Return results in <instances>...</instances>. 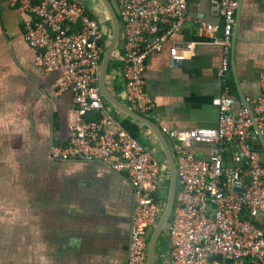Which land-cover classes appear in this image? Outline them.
<instances>
[{"label":"crops","instance_id":"1","mask_svg":"<svg viewBox=\"0 0 264 264\" xmlns=\"http://www.w3.org/2000/svg\"><path fill=\"white\" fill-rule=\"evenodd\" d=\"M76 1L102 24L108 50L114 24L106 1ZM107 1L117 15L116 0L114 4ZM211 2H188L186 26L175 37L197 45L180 67H170L167 46L146 59L145 86L154 102L150 125L113 104L129 106L123 98L125 41L121 34L107 64V102L121 120L138 126L140 142L157 152L162 164L167 156L159 127L218 126L213 100L225 92L218 79L222 49L198 35L201 24H211L218 27V39L222 38L223 22L210 14ZM29 19L10 0H0V264H126L132 187L123 174L100 161L53 157V147L67 145L75 126L94 115L82 116L74 106L73 92H60L64 72L48 73L36 66L35 53L23 39L24 22ZM236 21L228 75L233 114L245 101L262 96L264 0H240ZM261 131L264 138V127ZM252 142L264 162L262 143L255 138ZM236 149L235 144L228 145L226 159ZM216 150L215 144L206 143H195L190 149L203 159ZM166 187L165 181V195ZM154 258L155 264H170L168 232L159 236Z\"/></svg>","mask_w":264,"mask_h":264},{"label":"built area","instance_id":"2","mask_svg":"<svg viewBox=\"0 0 264 264\" xmlns=\"http://www.w3.org/2000/svg\"><path fill=\"white\" fill-rule=\"evenodd\" d=\"M188 2L116 0L125 41L123 98L149 121L154 102L145 86L147 57L167 46L169 65L178 68L196 49V43L175 37L186 26ZM10 3L30 18L24 22L23 39L35 53L36 66L48 73L64 72L60 92L72 91L78 112L94 115L75 126L67 145L53 147V157L100 161L127 178L134 204L126 264H147L150 240L164 213L168 173L153 151L124 127L103 93L107 46L102 24L76 0ZM239 5L240 0H212L210 14L223 22L221 39L216 36L217 26L198 27L199 37L222 49L218 79L225 92L213 100L218 126L158 128L171 147L176 166L175 204L165 227L170 264H264V162L252 142L255 124L260 130L264 127V73L262 96L245 101L237 114L232 112L235 101L229 96ZM195 143L215 144L217 150L203 159L190 151ZM232 144L237 149L226 159L227 146Z\"/></svg>","mask_w":264,"mask_h":264},{"label":"water","instance_id":"3","mask_svg":"<svg viewBox=\"0 0 264 264\" xmlns=\"http://www.w3.org/2000/svg\"><path fill=\"white\" fill-rule=\"evenodd\" d=\"M105 1H106L107 9L109 10V13L111 15V19H113V24H114L113 42L107 50V54L105 56L104 63H103L102 90H103L104 95L107 97V89H106V85H105V75H106V71H107V64H108V61H109L110 56L112 54V51L114 49V46L117 42L118 36L120 35V26H119V21H118L117 15H115L113 13L108 1L107 0H105ZM113 104H116L117 107H119L121 110L128 113L130 115V117H132L133 119L140 121L142 123H145V124H149V125L151 124V121L142 117L141 115L136 113L133 109L129 108L125 104H118L115 101ZM255 130H256V134H255L254 138H255V140H257V142L260 141L263 145V148H264V138L262 135V131L258 128V126L256 124H255ZM159 134H160V137L162 139L161 142L163 144L164 151H165L166 156H167V163H168V167H169V171H170V198H169L167 208L164 211L159 223L157 224V226L154 230V233L151 237V240H150L149 257H148L149 264H155V258L154 257H155V251H156V244H157L158 238H159L162 230L164 229V227L167 225V222L169 221L172 210L174 208L175 197H176V166H175V161L171 157V154L169 153V149H168V147L165 144V141L163 139L164 137L161 135L160 132H159Z\"/></svg>","mask_w":264,"mask_h":264},{"label":"rangeland","instance_id":"4","mask_svg":"<svg viewBox=\"0 0 264 264\" xmlns=\"http://www.w3.org/2000/svg\"><path fill=\"white\" fill-rule=\"evenodd\" d=\"M111 2L114 4V0H111ZM155 155L156 156H159L157 152H156ZM162 165L165 168V170H167V173H168V175H166V184H167V187H166V190H165V193H166L165 205H164V211H165L166 208H167L168 202H169V198H170V180H169V167H168V163L166 161H164ZM165 227H164V229L162 230V232L160 234V237H162V238L165 237V235L167 234V232H166L167 230H165Z\"/></svg>","mask_w":264,"mask_h":264},{"label":"trees","instance_id":"5","mask_svg":"<svg viewBox=\"0 0 264 264\" xmlns=\"http://www.w3.org/2000/svg\"><path fill=\"white\" fill-rule=\"evenodd\" d=\"M123 121V124H124V127L135 137L137 138L139 141V128L138 126L131 122L130 120L128 119H125V120H122ZM143 144V143H142Z\"/></svg>","mask_w":264,"mask_h":264}]
</instances>
